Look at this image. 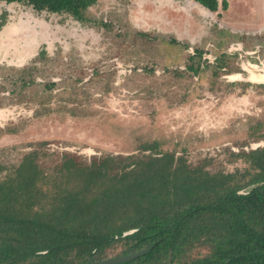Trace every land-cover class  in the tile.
Wrapping results in <instances>:
<instances>
[{
	"label": "rangeland",
	"instance_id": "374dc122",
	"mask_svg": "<svg viewBox=\"0 0 264 264\" xmlns=\"http://www.w3.org/2000/svg\"><path fill=\"white\" fill-rule=\"evenodd\" d=\"M224 1L219 18L184 0H95L74 22L11 7L0 33L7 72L16 77L42 44L47 55L31 72L36 85L10 101L2 92L18 88L21 76L6 83L0 70L2 199L72 228L95 220L103 203L132 201L113 186L137 188L167 172V151L186 156L198 174L201 163L212 174L244 168L230 152L264 143L248 136L256 124L264 134V83L252 81L264 72V0ZM214 25L263 58L236 56ZM193 48L209 60L226 52V69L185 73Z\"/></svg>",
	"mask_w": 264,
	"mask_h": 264
},
{
	"label": "trees",
	"instance_id": "16d2710c",
	"mask_svg": "<svg viewBox=\"0 0 264 264\" xmlns=\"http://www.w3.org/2000/svg\"><path fill=\"white\" fill-rule=\"evenodd\" d=\"M94 1L0 0L78 20ZM193 1L208 11L226 7L224 0ZM245 156L249 167L242 171L198 174L180 166L155 171L137 188L113 186L132 201L103 203L95 220L72 228L0 196V264H82L147 246L119 264H264V147Z\"/></svg>",
	"mask_w": 264,
	"mask_h": 264
},
{
	"label": "flooded vegetation",
	"instance_id": "af4514ba",
	"mask_svg": "<svg viewBox=\"0 0 264 264\" xmlns=\"http://www.w3.org/2000/svg\"><path fill=\"white\" fill-rule=\"evenodd\" d=\"M184 1H191L193 4H195L202 11L204 10L206 12L215 13L218 18L220 17V13L218 12V10H220V9L221 10H226L228 8V2L227 1H225L226 2V7L225 8H222V6L219 5L217 10H215V11H208L207 9L202 7L199 3H197V2H195L193 0H184ZM221 1H219V3ZM11 7H17L19 9L25 7V8H27L30 11V13L32 15L35 14V15H39V16H44L47 20L49 18H58L59 20H63V21L67 20V21H70V22H74V20H73L74 17H72L69 14L59 15L57 13H48V12H43V11L38 12V11H35V10L31 9V7H29L27 5H21V4H18V3L0 2V15H1V17H0V33L6 27L7 28L9 27L8 25H9V22H10L9 18L11 17V14H10V10H11L10 8ZM214 28L216 29V33H217V37L216 38L219 39V41H221L223 38H224V40L225 39H228V40L232 39V40H230V42H228V44L230 46L227 45L228 46L227 48H229V50H233L235 52L236 56H239L240 53H243L244 56H248V57L250 56L252 58H255L256 57V53H258L261 50V48L264 50V47H262V46H260L261 48H259L257 46H253L252 49H247L248 47L244 48L242 46V44L240 43L241 41H239V42L233 41V39L236 38V37H235V35L230 33V31L225 30V29H220V27L219 26L217 27V25H214ZM34 34H35V30H34ZM263 42H264V40H263ZM239 43L241 44L240 48L238 47ZM44 45L45 44H42L39 47V49L37 50V52L32 54V57H30V62L28 64L29 65L28 67H26V68L22 67L20 69H15L16 71H18V75L17 76H21V82H19L18 88H16V90H19V94H23V92H24L23 90L25 88H28L29 86L34 85L36 83L34 77H32L31 72L33 73L35 70H37V64H38L37 61H40V60H43L44 58H46V55H47V51L46 50L47 49L45 50L46 47ZM205 54H206L205 51H203V50H201L199 48H193L192 51L189 52V55L186 54L187 57L185 56L186 58L183 61L184 64H185L184 65V69H183L185 71V73L187 72V74H191L193 77H196V76H198V74H200V72L205 67H208V66L213 68V72H212L213 75H215L217 71H221V70L224 71L226 69L225 68L226 64H227L226 63V59H225L226 52H221L220 54L215 56L213 58V60H209L208 58H205ZM19 55H21V58H24L25 56L28 55V52L27 51H23V52L19 53ZM262 58H263V56L260 57V58L257 57V58H255V61L259 62L260 59H262ZM240 63L238 64L239 65V69L245 70V69H243V67L240 66L241 65ZM249 64H251V63H249ZM22 66H24V65H22ZM12 68L13 67L10 66V64L8 62L4 61L3 59L0 60V70L4 71V73H2V76H1L2 81L6 82V83L10 81V83L12 84V78H13V79H15L14 80L15 82H18L17 76L16 77H12V74L7 72V71L11 70ZM147 71H152V69H147ZM30 81H32V83ZM237 83L238 82L230 83V86L237 87V86L241 85V87H243V88H247L249 86L252 87V84H249V83H247V84H237ZM45 86L47 87V89L48 88L52 89V87L54 86V83L53 82H49V83H46ZM260 86L264 87V85H260ZM5 91H7V90H5ZM12 93H15L14 89H9V91L7 92V95H5L6 92H2V94H3L2 96L3 97L1 98V100H6L7 101L6 98L8 97V99L10 101ZM5 102L0 101V106L7 105V103H5ZM261 127H262L261 124H256L255 127H251L250 128L249 135H248L250 137V139H253V138L254 139H264V134L259 131V129ZM258 147H264V143L259 144L258 146H253V147L251 146L249 148H245L244 150H241V151H238V152H233V153L230 152L232 157H236V158L239 157L245 163V167L244 168H235L233 171H236V170L242 171L245 168H248L249 164L247 163L245 155H247L248 152L251 149H256ZM166 154H168V155L172 154V158H173V160H171V163H167L166 164L168 169H172V168L174 169V168L183 166V168L185 170H188L187 165H189V162L187 161V157L186 156H184L182 154H178L175 151H171V153L169 151H167ZM179 158H181L180 161H178ZM207 159H208V161L211 160L210 158H207ZM200 166H201L202 170L208 171L205 167H203L202 163H201ZM189 170H192V169H189Z\"/></svg>",
	"mask_w": 264,
	"mask_h": 264
},
{
	"label": "water",
	"instance_id": "95a60500",
	"mask_svg": "<svg viewBox=\"0 0 264 264\" xmlns=\"http://www.w3.org/2000/svg\"><path fill=\"white\" fill-rule=\"evenodd\" d=\"M252 81L257 82V83H264V72L261 76L253 77ZM250 189H252V186H248L245 189L238 191V193H243L244 191H247ZM149 249H150V246H147V247H144L142 249H139V250L132 252V253H129V254H125V255H121V256H117V257H112V258H105V259H101V260H97V261H93V262H88V263H82V264H119V263H124V262L131 261L133 259H136L137 257L144 255L145 253L148 252Z\"/></svg>",
	"mask_w": 264,
	"mask_h": 264
}]
</instances>
